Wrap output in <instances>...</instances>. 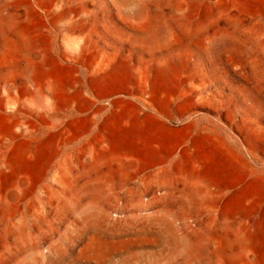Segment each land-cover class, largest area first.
<instances>
[{"label":"rangeland","instance_id":"rangeland-1","mask_svg":"<svg viewBox=\"0 0 264 264\" xmlns=\"http://www.w3.org/2000/svg\"><path fill=\"white\" fill-rule=\"evenodd\" d=\"M145 1L146 23L128 15L138 0H0L13 44L0 50V81L10 79L26 106L18 115L12 104L0 106V156L29 146L41 147L42 157L35 178L23 182L25 196L0 183L13 198L0 206V264H23L39 250L46 259L34 264H221L242 253L241 264H264V246L256 244L264 233V0H236L240 7L203 24L212 0ZM185 10L187 27L178 22ZM23 24L35 29L36 44L14 32ZM101 52L118 55L125 67L99 72ZM41 53L60 82L55 94L25 75ZM171 59L167 73L151 70ZM8 90L0 88V104ZM38 95L49 111L36 105ZM102 134L138 141L143 151L92 166L84 151L97 150ZM191 162L199 163L193 179ZM96 191L115 224L84 218ZM162 211L208 248L173 251L163 227L150 221Z\"/></svg>","mask_w":264,"mask_h":264},{"label":"bare ground","instance_id":"bare-ground-1","mask_svg":"<svg viewBox=\"0 0 264 264\" xmlns=\"http://www.w3.org/2000/svg\"><path fill=\"white\" fill-rule=\"evenodd\" d=\"M139 1V4L137 5V7H133L134 8V10H132L131 12L132 13H130V14H128L130 17H132L135 21H137V22H144V23H146V22H148V21H150V19H151V17H150V14L148 13V11H147V8H146V6L144 5V2H146L145 0H138ZM1 2H2V0H1ZM0 2V3H1ZM138 3V2H137ZM2 4V3H1ZM123 5V4H122ZM183 5H185V4H183ZM6 6V5H5ZM2 7V6H1ZM131 7H132V5H131ZM238 7H240V5H239V3L236 1V0H212V2L210 3V7H209V11L210 12H208V13H206V15L204 16V18L202 19V21H201V23L203 24V23H207V22H210V21H212V19H213V17L215 16V15H219V14H228L231 10H232V8H238ZM4 8V7H3ZM133 8H131V9H133ZM188 8H190L189 6H188ZM2 9V8H1ZM85 9V8H84ZM5 10V9H4ZM125 10V9H124ZM130 10V9H129ZM179 10V9H178ZM189 10V9H188ZM188 10H185V11H183V13H181V15L179 16L180 18H179V21L178 22H180V24H182L183 26H186L187 27V25H188V20H189V18H188V16H189V14H190V12L188 11ZM28 11V10H27ZM63 11V10H62ZM79 11H81V10H79ZM4 13V12H3ZM58 13V12H57ZM57 13H55V14H57ZM77 13V12H76ZM79 13V12H78ZM150 13H151V11H150ZM213 13H214V16H213ZM1 14V13H0ZM29 14V13H28ZM161 14V13H160ZM3 15H5V14H3ZM2 15V16H3ZM10 15V14H9ZM9 15H6V16H9ZM33 15V14H32ZM82 16L84 15V14H81ZM80 15V16H81ZM87 14H85V16H86ZM158 15V14H157ZM177 15H179V14H177ZM25 16H26V14H25ZM79 16V17H80ZM160 16V15H159ZM164 16V15H163ZM190 16H191V14H190ZM13 17V16H12ZM153 17H154V15H153ZM31 18V17H30ZM159 18H161V17H159ZM156 19H158V18H156ZM7 20H9V22H13V18H11V17H7ZM17 20H19V19H17ZM85 20V19H84ZM159 20V19H158ZM157 20V21H158ZM23 21V20H22ZM76 21H78V20H76ZM154 21H155V19H154ZM176 21V22H177ZM235 22H237L238 20L237 19H235L234 20ZM5 22V21H4ZM81 22H83V21H81ZM24 23H26V22H24ZM78 23V22H77ZM76 23V24H77ZM90 23V22H89ZM88 23V24H89ZM164 21H163V18L162 19H160L159 21H158V24L159 25H164ZM85 24H87V23H85ZM155 24V23H154ZM179 24V25H180ZM167 25H168V23H167ZM6 26V25H5ZM16 26V25H15ZM83 26V25H82ZM88 26H90V25H88ZM87 26V27H88ZM155 26V25H154ZM182 26V27H183ZM10 27V26H9ZM79 27H81V26H79ZM86 27V28H87ZM156 27V26H155ZM3 27H2V22L0 21V50H3V51H5L6 53L8 52V51H10L11 49H12V46H13V44H12V42H11V40H10V38H9V36L3 31V29H2ZM6 29V28H5ZM80 29V28H79ZM97 29V28H96ZM187 29V28H186ZM89 31V30H88ZM91 31V30H90ZM14 32H16L18 35H19V37H21L20 39L21 40H23L24 42H26L27 43V45L28 44H36V41H37V39H35V29L32 27V26H30L29 24H23V25H17L16 26V28H15V31ZM12 33V32H11ZM91 33V32H90ZM92 33H93V30H92ZM88 34V33H87ZM89 35V34H88ZM92 35V34H91ZM10 36H12V34L10 35ZM15 37V36H14ZM18 37V38H19ZM94 38H95V36H93ZM223 38V37H222ZM225 38V37H224ZM227 38V37H226ZM91 39V38H90ZM223 40V39H222ZM89 41V36H85V37H83V40H82V43H81V45H80V49H82V48H84L85 47V45H86V43ZM90 42H91V40H90ZM100 42V41H99ZM98 42V43H99ZM223 42V41H222ZM226 42H227V40H226ZM100 45V44H99ZM223 45H225V43L223 44ZM35 46V45H34ZM87 46V45H86ZM29 47V46H28ZM110 47V46H109ZM106 48V47H105ZM114 48V47H113ZM109 49V48H108ZM102 49H100V51H101ZM12 51V50H11ZM83 51V50H82ZM109 51V50H108ZM113 51H115V50H113ZM83 53V52H82ZM112 53V52H111ZM111 53H109V52H101V54H100V58L97 60V62H96V65H95V69L96 70H98L99 72H111V73H116V72H118V71H120V70H122L124 67H125V62L122 60V58H120V57H118V55L116 56L114 53L113 54H111ZM44 54V53H43ZM31 55V54H30ZM42 55V53L37 57V62H31V63H28L29 65L28 66H26L25 67V75H26V77L30 80V81H32V82H35V81H37V83H38V85H39V88L41 89V90H44V91H47L48 93H51V94H55V92H57L58 90H59V87H60V82H59V80H58V77L56 78V77H54L50 72H49V70H48V66L46 65V60L47 59H43L42 57H40ZM120 55V54H119ZM0 56H1V52H0ZM44 58H46V57H44ZM36 60V59H35ZM175 61L176 60H173V59H171V60H164V61H158V62H156V64L155 65H153L152 66V68H151V70L152 71H154V72H157V73H160V74H165V73H167L168 71H170V69L174 66V64H175ZM47 63H48V61H47ZM27 65V64H26ZM49 65V64H48ZM23 68V67H22ZM49 69H50V67H49ZM22 73V72H21ZM55 75V74H54ZM3 78H5V77H3ZM11 78V77H10ZM8 79V78H7ZM26 78L24 77V80H25ZM3 80V79H2ZM6 80V79H5ZM3 81V82H1L0 81V88L2 87V88H5V90H6V88H8L9 90L7 91L8 92V96H7V98H6V100H3L2 102H1V104H0V106L2 107V108H5L7 105H10V104H12L14 107H15V113H17V115L20 113V111H21V106L23 105L24 106V104L22 103V105H21V99H20V96L13 90V88H12V86H11V83H9L10 82V79H8L9 81ZM27 80V79H26ZM29 82V81H28ZM36 83V84H37ZM13 84H15V82L13 83ZM30 84V83H29ZM32 85V84H31ZM35 85V84H34ZM16 86V85H15ZM20 86H22V85H20ZM20 86H19V88H20ZM33 86V85H32ZM14 87V86H13ZM17 87V86H16ZM15 87V88H16ZM23 87V86H22ZM38 87V86H37ZM18 88V89H19ZM62 88H64L63 86H62ZM23 90V89H22ZM62 90H64V89H62ZM20 91L21 90H19V93H20ZM31 92V91H30ZM41 92V91H40ZM46 92V93H47ZM61 92V91H60ZM36 93H38V92H36ZM62 93H63V91H62ZM61 93V94H62ZM25 94V93H24ZM30 94V93H29ZM58 96V95H57ZM57 96H55L56 98H57ZM112 96V95H111ZM1 97H3V95L1 96ZM49 97H50V94H49ZM22 98V97H21ZM104 98V97H103ZM114 98V97H113ZM29 99V98H28ZM32 99H34V98H32ZM52 99H53V97H52ZM112 99V98H111ZM108 101V100H107ZM23 102V101H22ZM25 102H26V100H25ZM35 102L37 103L36 105L38 106V107H40V108H42V109H47L48 110V106L47 105H44V97L43 96H36V98H35ZM28 103H30L29 101H28ZM27 103V104H28ZM32 103V102H31ZM57 103V102H56ZM109 103H110V105H113L112 104V101L111 100H109ZM114 103H115V101H114ZM35 104V103H34ZM55 104V103H54ZM143 104V103H142ZM29 105V104H28ZM36 106V107H37ZM24 107H26V106H24ZM23 107V108H24ZM34 107V106H33ZM32 108V107H31ZM30 108V109H31ZM111 108V107H110ZM113 108V107H112ZM26 109V108H25ZM33 109V108H32ZM27 110V109H26ZM29 110V109H28ZM50 110V109H49ZM48 110V111H49ZM53 110H55V109H53ZM52 110V111H53ZM1 111H2V109H1ZM35 111V110H34ZM56 111V110H55ZM4 112H5V110H4ZM43 112H45L44 110H43ZM42 111L40 112V113H43ZM113 112V111H112ZM111 112V113H112ZM115 113V112H114ZM38 114V113H37ZM43 114H45V113H43ZM47 114V113H46ZM10 116V115H9ZM113 116V115H112ZM4 119V118H3ZM16 119V118H15ZM5 120V119H4ZM3 120V121H4ZM3 121H1V123L0 124H2V122ZM9 121V120H8ZM11 122H13V120L11 119ZM16 122V121H15ZM7 123V122H6ZM20 123V122H19ZM23 123H25V122H23ZM8 124V123H7ZM6 124V125H7ZM14 124V123H13ZM22 124V123H21ZM23 125V124H22ZM1 126V125H0ZM5 126V125H4ZM8 126V125H7ZM16 126H17V124H16ZM15 126V127H16ZM24 126V125H23ZM28 126V125H27ZM14 127V126H13ZM14 127V128H15ZM22 127V126H21ZM26 127V126H25ZM12 128V127H11ZM24 128V127H23ZM30 128V127H29ZM2 129H4V127L2 128ZM2 129H0V130H2ZM10 129V128H9ZM25 129V128H24ZM19 130H20V128H19ZM29 130V129H28ZM27 130V131H28ZM11 131H12V129H11ZM10 131V132H11ZM15 131H16V129H15ZM22 131H23V129H22ZM26 131V130H25ZM102 132H103V130H101ZM61 132V131H60ZM1 133V132H0ZM13 133V132H12ZM16 133V132H15ZM65 133V132H64ZM58 134H59V131H58ZM63 134V133H62ZM3 136H4V134H2ZM13 135V134H12ZM16 135V134H15ZM21 135V134H20ZM60 135V134H59ZM64 135V134H63ZM66 135V134H65ZM103 135V136H102ZM102 135H100L101 137H102V140L99 142V144H98V149L97 150H93V149H91L90 147L89 148H87V149H85V151H84V158H85V160L86 161H88L92 166H97L103 159H105V158H108V157H119V159H120V162H123L122 161V158H125V157H123L125 154H129V156H130V154L132 153V154H136V155H140L141 153H142V151H143V147L142 146H140L139 144H136V143H131V141L132 140H129V141H127V140H125V139H122V140H116L115 139V136L114 135H112V136H114V137H109V136H106V134H102ZM5 137H6V135H5ZM13 137H14V135H13ZM31 137V136H30ZM62 137V136H61ZM18 138V137H17ZM33 138V137H32ZM60 138V137H59ZM63 138V137H62ZM61 138V139H62ZM124 138H126V137H124ZM3 139H5V138H3ZM131 139V138H130ZM35 140V139H34ZM134 140V139H133ZM6 141H11V138H10V136L8 137V139L6 140ZM5 140H4V142H6ZM99 141V140H98ZM28 142V141H27ZM133 142V141H132ZM94 143V142H93ZM95 143H98V142H95ZM9 144V143H8ZM13 144V143H12ZM27 144V143H26ZM6 144L5 143H3V142H0V150L5 146ZM36 145V144H35ZM97 145V144H96ZM95 145V146H96ZM23 146H25V145H23ZM31 146V145H30ZM38 146V145H37ZM150 147V146H149ZM37 148V147H36ZM93 148V147H92ZM7 149V148H6ZM6 149H5V151H6ZM9 149V148H8ZM20 149V148H19ZM41 149V147L39 148V150ZM3 150V149H2ZM1 150V151H2ZM38 150V148H37V150L35 149H33V148H30L29 146L28 147H26V148H21V150L18 152V153H16L15 155L13 154L12 156H4V155H1L0 156V163H1V172H0V183H3V184H8V185H13L14 187H16L17 189H18V191H19V193H20V195L19 196H21V197H23V196H25L24 195V188L22 187V186H25V185H23V182L24 183H29V182H31L34 178H35V176H36V174H37V165H36V161H38V160H36V159H40V158H42L41 157V155H40V151ZM16 151H18V150H16ZM42 151V150H41ZM44 151V150H43ZM13 152V151H12ZM2 154H4V153H2ZM41 154H42V152H41ZM79 154H80V152H79ZM7 155V154H6ZM133 155V156H134ZM82 158V157H81ZM83 159V158H82ZM110 160H111V158H109ZM126 159V158H125ZM109 160V161H110ZM115 160V159H114ZM113 160V161H114ZM78 161V160H77ZM80 161V160H79ZM113 161H110V162H113ZM194 161V160H193ZM38 162H40V161H38ZM82 162V161H81ZM125 162H127V161H125ZM43 163V162H42ZM47 163V162H46ZM72 163H73V161H72ZM78 163V162H77ZM86 163V162H85ZM119 163V162H118ZM124 163V162H123ZM44 164V163H43ZM83 164V163H82ZM82 164H80V165H82ZM199 165V163H197V162H191L190 163V165H189V167L190 168H188L190 171H189V173H188V175H189V177L190 178H195V171H197V169L199 168V167H197L198 165ZM203 164V163H202ZM76 165V164H75ZM74 165V166H75ZM77 165H79V164H77ZM41 166H43V165H41ZM82 166H85V165H82ZM87 167V166H86ZM100 167V166H99ZM202 167V166H201ZM78 169V168H77ZM80 169V168H79ZM83 169V168H82ZM90 169V168H89ZM81 171V170H80ZM183 171V170H182ZM201 171V170H200ZM188 172V171H187ZM86 173V172H85ZM184 174V173H183ZM188 177V176H187ZM196 177H197V175H196ZM40 179V178H39ZM202 179V178H201ZM201 179H200V181H201ZM36 180V179H35ZM188 181V180H187ZM189 181H191V180H189ZM197 182H199V180L197 181ZM87 183V182H86ZM89 183V182H88ZM91 183V182H90ZM191 183V182H190ZM193 183H195V181L193 182ZM207 183V182H206ZM35 184V183H34ZM200 184V183H199ZM202 184V183H201ZM86 185V184H85ZM195 185H196V183H195ZM206 185V184H205ZM82 186H83V184H82ZM94 186V185H93ZM92 186V187H93ZM98 186V185H97ZM198 186V185H197ZM80 187V186H79ZM88 187V186H87ZM87 187H85V188H87ZM89 187H91V186H89ZM9 188V187H8ZM26 188V187H25ZM82 188V187H81ZM80 188V189H81ZM101 188H102V186H101ZM30 189H32V188H30ZM29 189V190H30ZM79 189V188H78ZM90 189H92V188H89V190ZM195 189V188H194ZM85 190V189H84ZM84 190H82V191H84ZM89 190H87V191H85V192H88ZM98 192H99V189L97 188L96 189ZM195 190H197V187H196V189ZM27 191V190H26ZM31 191H33V190H31ZM79 191V190H78ZM81 191V192H82ZM91 191V190H90ZM89 191V192H90ZM93 191H95V189H93ZM92 191V192H93ZM97 191L95 192V196H93L92 198H91V201L90 202H92V203H90V206H89V208H88V210L85 212V216H84V218H90V219H92L94 222L95 221H97L98 219L99 220H109L111 223H113V224H115L116 223V221L118 220L117 218L116 219H114V218H112V215H111V212H110V210H108V209H103V208H101L100 207V205L98 204V202H97V198L99 197V195H102L103 194V192L101 193V194H96L97 193ZM193 191V190H192ZM11 192V191H10ZM76 192V191H75ZM92 192H90V193H92ZM28 193V192H27ZM83 193V192H82ZM15 194H17L16 192H15ZM74 194H76V193H74ZM78 194V193H77ZM81 194V193H80ZM86 194V193H85ZM93 194H94V192H93ZM82 195V194H81ZM84 196V195H83ZM98 196V197H97ZM21 197H20V200H21ZM169 197V196H168ZM12 198V196H10V195H8L7 193L5 194V193H3L2 192V189L0 188V206H2V207H4V209H5V207H8L9 206V203H10V201H9V199H11ZM16 198V197H15ZM74 198H76V196L74 197ZM79 198V197H78ZM96 198V199H95ZM13 199V198H12ZM77 199V198H76ZM82 199H83V197H82ZM84 199H86V198H84ZM90 199V198H89ZM88 199V200H89ZM23 200V199H22ZM95 200V201H94ZM19 201V200H18ZM17 201V202H18ZM13 202V201H12ZM22 202V201H21ZM80 203V202H79ZM15 204V203H14ZM23 204V203H22ZM21 204V205H22ZM17 205V204H16ZM12 206V205H11ZM1 207V208H2ZM13 208V207H12ZM12 208H9V210H11ZM3 209V208H2ZM3 209V210H4ZM90 209V210H89ZM13 210V209H12ZM81 210V209H80ZM84 210H85V208H84ZM84 210H83V212H84ZM94 210V211H93ZM5 211V210H4ZM78 211V210H77ZM112 211V210H111ZM13 212V211H12ZM82 212V211H81ZM80 213V212H79ZM158 213V212H157ZM156 213V215L153 217V218H151L150 219V221H152L153 223H158V225H160L161 227H163V230L165 231L164 233H165V235H166V237H167V239H168V242H169V244H170V246H171V248L173 249V251H175L176 253L177 252H183V253H188L190 250H192V249H194V248H198V249H200V250H203V249H207L208 248V245H204V244H200V240L197 238H195V239H193L192 238V236H190L189 234H186V233H183V232H181L178 228H177V225H176V220L174 219V217L172 216V214H170V213H168V212H164V211H162V212H159L158 214ZM15 214V213H14ZM80 214H82V213H80ZM152 216V215H151ZM82 220H84V219H82ZM88 220V219H87ZM120 220V219H119ZM121 220H124V219H121ZM93 221H92V223H93ZM148 221V220H147ZM23 222V221H22ZM81 222V221H80ZM98 222V221H97ZM108 222V221H107ZM119 222H121V221H119ZM87 223V222H86ZM86 223H85V225H86ZM90 223H91V221H90ZM91 223V224H92ZM83 225H84V223H83ZM97 225V224H96ZM95 225V226H96ZM121 225V224H120ZM92 226V225H91ZM111 226V225H110ZM115 226V225H114ZM23 228V227H22ZM19 229V228H18ZM258 231V230H257ZM262 231V230H261ZM20 232V231H19ZM18 233V232H17ZM192 234V233H191ZM258 234V240H259V238H260V240H259V243H256V244H259L261 247L262 246H264V233L263 232H260V233H257ZM19 235H21L20 233H19ZM18 235V236H19ZM253 235V234H252ZM251 235V236H252ZM255 236V237H256ZM246 239V238H245ZM244 239V240H245ZM244 240H242V241H244ZM257 240V241H258ZM225 241V240H224ZM241 241V240H240ZM241 241V242H242ZM261 241V242H260ZM245 242V241H244ZM244 242H243V244H244ZM247 242V241H246ZM227 243V242H226ZM249 245H253V244H255V240L253 239H251L250 241H249ZM224 244V243H223ZM225 245V244H224ZM226 246V245H225ZM245 246V245H244ZM243 246V247H244ZM254 246V245H253ZM256 246V245H255ZM264 249V248H263ZM244 251V250H243ZM242 251V252H243ZM261 251H262V249H261ZM224 252H226V251H224ZM245 252V251H244ZM246 252H247V250H246ZM231 253V252H230ZM229 253V254H230ZM234 253V252H233ZM219 254H220V252H219ZM218 254V255H219ZM235 254H237V253H235ZM243 254V253H242ZM240 255V256H238L237 258H232V260L230 259V260H228V261H225V262H223V263H221V264H241V263H243V261L245 260V257L243 256V255ZM34 255V254H33ZM224 255V254H223ZM223 255H222V257H223ZM31 256V255H30ZM215 256V255H214ZM32 257V259H27V261L24 263L23 262V264H34L33 262L35 261V262H44L45 261V259H46V255L43 253V252H41L40 250L38 251V252H36L35 253V256H31ZM220 257V256H219ZM234 257H236V256H234ZM30 258V257H29ZM217 258V257H216ZM221 259V258H220ZM223 259V258H222ZM229 259V258H228ZM217 260V262H218V258L216 259ZM25 261V260H24ZM22 263V262H21ZM37 264V263H36ZM216 264V263H215Z\"/></svg>","mask_w":264,"mask_h":264}]
</instances>
